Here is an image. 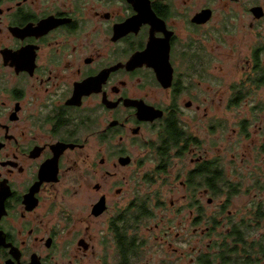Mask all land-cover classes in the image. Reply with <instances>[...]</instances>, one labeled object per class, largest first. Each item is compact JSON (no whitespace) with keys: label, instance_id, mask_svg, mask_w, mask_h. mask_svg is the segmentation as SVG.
Instances as JSON below:
<instances>
[{"label":"flooded vegetation","instance_id":"1","mask_svg":"<svg viewBox=\"0 0 264 264\" xmlns=\"http://www.w3.org/2000/svg\"><path fill=\"white\" fill-rule=\"evenodd\" d=\"M263 88L264 0H0V264H197L253 230Z\"/></svg>","mask_w":264,"mask_h":264},{"label":"trees","instance_id":"2","mask_svg":"<svg viewBox=\"0 0 264 264\" xmlns=\"http://www.w3.org/2000/svg\"><path fill=\"white\" fill-rule=\"evenodd\" d=\"M260 190L263 183L255 182ZM235 186L231 185L234 189ZM239 190V189H237ZM252 219L242 225H234L232 230L225 235L223 242L213 245L214 250L198 255L197 264H264V233H258V228L264 224V201H256ZM253 223V224H252ZM255 235V237H253ZM252 236V239H250Z\"/></svg>","mask_w":264,"mask_h":264},{"label":"rangeland","instance_id":"3","mask_svg":"<svg viewBox=\"0 0 264 264\" xmlns=\"http://www.w3.org/2000/svg\"><path fill=\"white\" fill-rule=\"evenodd\" d=\"M256 97L264 98V88L257 92ZM225 139H226V136L224 137V140H223V144L224 145L227 144V141ZM228 139L231 140V141H233L234 139H236V137H234V133H229ZM243 142L244 141H241L239 143V146L240 147L239 146L238 147H235V149H236V151L238 153L237 160L242 155V148L243 147H241V144ZM249 153H250L249 155L251 156V152H249ZM253 163H255L253 161V159L249 161V163H248L249 167L247 168V170H249V168H251V166L253 165ZM245 170H246V168L243 169V170L242 169L239 170V173H240V176H241V179L240 180H233V181H235L233 183L239 184L238 185L239 191L232 198V202L230 204L229 209L231 211H233V213H234L233 219H234V221H237V222L238 221H242V220L249 219L251 217L250 216V213H251L252 210L250 208H252V203L256 202L257 200H264V187L262 188V190H260L259 187L253 186V183L254 182H253V180H250V178L248 176H246V171ZM119 173H120V178H116V179L112 178L111 180L112 181L120 180L121 179V176L122 175H126L128 172H127L126 169H120L119 170ZM260 181H263L264 182V180H260ZM263 185H264V183H263ZM176 187H178V186H176ZM176 187H175V189H176ZM180 194H181V191H177V193H176V190L175 191H171V192L166 191L164 193V197L163 198L166 199V202L167 203H169V201L172 198H174L175 200H177V198L179 197ZM212 211H213V207L208 212L210 213ZM167 213L168 214H171V215L173 214L171 211H167ZM179 218L180 217H176L174 219V225H177ZM263 226H264V224H263ZM160 227H161V225H160ZM219 232L222 233L221 230H219ZM258 233L259 234L260 233H264V227ZM224 237H225L224 234L222 235V237L221 236L218 237V233L214 232L212 235H208L207 238L205 239V241H203L201 243L200 249H205L206 248V244L209 243V240H212L213 242H215L216 240L224 239ZM253 237H255V235ZM250 239H252V236H250ZM193 240L191 239L192 244H194L193 242H196V240H194V241ZM179 247H180V251H182L183 248H181V246H179ZM160 253H161V251L159 250L156 256L160 255ZM106 254H108V250L107 249H106ZM195 256H196V252H193L191 250V258H194ZM110 259H111V257H110ZM110 259H109L108 255H106V262L109 261ZM108 264H112V263L109 261Z\"/></svg>","mask_w":264,"mask_h":264},{"label":"water","instance_id":"4","mask_svg":"<svg viewBox=\"0 0 264 264\" xmlns=\"http://www.w3.org/2000/svg\"><path fill=\"white\" fill-rule=\"evenodd\" d=\"M159 75L161 76L162 74L159 73ZM160 76H159V77H160ZM160 80H161V78H160ZM101 207H102V205H97V206H96V208H98V209H101Z\"/></svg>","mask_w":264,"mask_h":264}]
</instances>
